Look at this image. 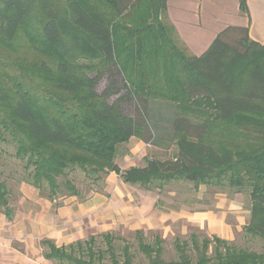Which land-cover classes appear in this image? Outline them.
Masks as SVG:
<instances>
[{
	"label": "trees",
	"instance_id": "trees-1",
	"mask_svg": "<svg viewBox=\"0 0 264 264\" xmlns=\"http://www.w3.org/2000/svg\"><path fill=\"white\" fill-rule=\"evenodd\" d=\"M167 1L0 0V143L14 147L26 183L50 202L98 192L89 186L81 195L69 178L77 171L92 185L114 172L158 194L174 182L234 189L249 200L242 232L261 250L198 229L174 240L172 259L157 232L151 241L134 232L136 250L116 245L113 233L99 235L103 248L97 236L65 246L42 240L44 258L56 264H264V43L227 27L193 56ZM239 10L247 13L246 0ZM108 70L131 113L97 91ZM131 138L175 153L121 171L115 159ZM0 209L11 218L1 178Z\"/></svg>",
	"mask_w": 264,
	"mask_h": 264
},
{
	"label": "crops",
	"instance_id": "crops-1",
	"mask_svg": "<svg viewBox=\"0 0 264 264\" xmlns=\"http://www.w3.org/2000/svg\"><path fill=\"white\" fill-rule=\"evenodd\" d=\"M246 6L245 14L239 10V0H168L167 18L188 52L196 46L208 48L227 27L247 28L249 38L263 44L264 0H246ZM231 13L236 23H232ZM202 18L210 21L202 24ZM146 147L140 140L131 138L126 145L128 155L119 169L141 167ZM19 191L17 213L7 219L0 212V264L48 263L50 260L43 256L42 240L65 246L111 233L116 228H127L133 233L159 231L165 239L170 226L179 223L181 228L203 230L231 242L249 219L244 202L223 193L215 194L201 209L161 207L158 193L125 184L114 172L105 180V194L96 193L84 201L60 199L56 206V201L39 196L38 190L30 185L21 186ZM229 214L234 215L232 221L227 220Z\"/></svg>",
	"mask_w": 264,
	"mask_h": 264
},
{
	"label": "rangeland",
	"instance_id": "rangeland-1",
	"mask_svg": "<svg viewBox=\"0 0 264 264\" xmlns=\"http://www.w3.org/2000/svg\"><path fill=\"white\" fill-rule=\"evenodd\" d=\"M229 7H230V11H232L231 6ZM231 16H233L232 23H236L235 16L233 14ZM209 21L210 19L202 18V24L204 23L207 24ZM207 49L208 48L202 49L200 48V46H196V48L190 50L188 53L193 56H200ZM111 74L112 72H109V70L103 73V75L100 77L98 81L97 91L99 93L108 91L109 94H111L110 95L111 97L109 98V102L119 105L118 107L121 109L123 113L129 114L131 113V110L133 108L132 103L124 99L123 95L125 94V90L122 88L120 81L116 79V76L115 75L112 76ZM146 146H147L146 147L147 148L146 150L147 159L157 158L159 160H165V159L172 157L173 154L175 153L174 147H170L169 149L166 150V149L155 148V147L148 146V145ZM14 153H15V150L12 145L0 143V178L6 185L7 192H8V202H9L10 208L12 209L13 215H15V213H17V211L19 210L18 206H19V201L21 197L19 188L21 186L28 185L26 183V172L23 169V163L15 158ZM127 155L128 154H127L126 145L120 147V149L118 150L116 159H115V164L119 168L122 166V162ZM139 165H141L142 167L145 165V162L141 161ZM108 175L104 176L99 182L95 183L94 185H92L84 177L83 173L80 171H77L71 174L69 178L73 180L76 188L79 190V192L83 196H87V194L89 193L88 192L90 188L89 186H92L91 187L92 189H98V192L89 193L88 195L90 197L96 193L105 194L104 193L105 180L107 179ZM234 192H235L234 189H230L226 186L223 188H217V187H212V186H200L198 190H194L192 184L184 183V182H178V183L174 182V183L168 184L165 187V189L161 193H159V195L161 196V199H158V201L160 202L161 207L164 205L167 208L169 207L172 209H195V208L201 209L202 205L209 202L211 199L215 197V194L223 193L227 195L228 197L237 198L236 200H242V202H244L243 208L244 207L248 208L249 200H248L247 195L246 194L237 195ZM38 193H39V196L46 198L45 197L46 192L40 193L38 191ZM197 196H199L200 199H196ZM60 199H64V200L75 199L77 201H80L79 199L75 197H69L66 195L63 198H59L55 200L56 206L60 204L61 202ZM0 212H2L1 209H0ZM233 218H234V215L229 214L227 217V220L232 221ZM169 229L170 230L164 239L166 242L163 245L165 249L164 257L167 259H170V258L172 259V258H175V253L173 250L174 240L175 239L186 240L188 238V235L191 232L196 231L197 229L181 228L179 223H173ZM144 232L146 234L149 232H157L159 235H161V232L159 231H144ZM201 232L207 236H212V235H209L206 231L201 230ZM111 233H113L114 236L117 237V241L115 242L116 245L122 246L123 241H124L125 243L131 244L132 250L137 249L136 240L133 236V231L127 228H116L115 230L111 231ZM145 236L148 241L152 240L151 233ZM96 242H97V246L99 247L102 246L101 248L104 247V245H102L101 243V238L99 235H97L96 237ZM231 242H233L238 247L248 248V249L255 250V251H260L261 246L263 245L261 240L257 238H250L249 236L247 237L242 231L239 233H236L234 236V239ZM55 245L60 246V244H55ZM44 264H56V263L54 261H50Z\"/></svg>",
	"mask_w": 264,
	"mask_h": 264
}]
</instances>
